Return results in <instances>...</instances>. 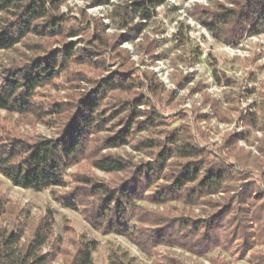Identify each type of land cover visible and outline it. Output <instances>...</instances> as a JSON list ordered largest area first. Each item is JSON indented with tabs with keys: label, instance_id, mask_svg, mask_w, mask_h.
I'll return each instance as SVG.
<instances>
[{
	"label": "rangeland",
	"instance_id": "1",
	"mask_svg": "<svg viewBox=\"0 0 264 264\" xmlns=\"http://www.w3.org/2000/svg\"><path fill=\"white\" fill-rule=\"evenodd\" d=\"M232 2L233 0H189L187 2L167 0L163 6L157 9V17L147 30L134 40V42L140 41L139 47L148 56V61L142 62L141 66H134L129 57H125V63H121L120 68L109 71V67L112 66L107 65L104 52L101 55L99 49L93 50L95 57L91 62L88 61L83 65L73 63L67 67L66 73L72 72L73 76L61 83L60 81L66 73H60L54 82L48 83L38 90L37 107L41 106L46 115H22L0 110V131H8L13 136L27 139H56L59 135L54 131V124L61 118L66 120L68 115L66 112L63 114L52 112L54 104L63 106L64 109L71 108L79 99L89 96L94 91L96 83L101 79L111 75H124L131 69V73L134 72L133 84H129L131 88L128 91H117L107 95L105 107H108L109 111L113 110L115 108L112 107H116L115 103L137 96L131 94L137 86L143 84L142 81L138 84V76L142 74L144 79L147 78V71L142 72L141 70V67H146L152 70L155 80L156 77L164 75L175 83V87L167 96L163 97L161 102L163 111L156 107H149L147 110V112L156 110L165 121V124L159 126L157 130L167 127L169 120L179 121L187 117L189 113L195 114L197 123L210 124L212 119L219 118L218 122H222L225 127L230 128V121L236 118L231 105L239 100L246 107L241 111L238 120L244 121L245 115H248L250 111L257 113V126L249 127L258 132V127L261 124V112L264 111V64L259 63L260 60H264V33L252 36L246 32L233 43H223L219 39L218 32L212 34L201 22L205 12L212 15L221 13L224 9H236L229 7ZM95 8L108 7H93L91 0H67L60 7V13L67 17L71 25L74 21L77 22L76 25H73L80 31L76 35L80 39L66 40L65 37L43 40L34 36L30 39L41 43L47 49L58 50L63 42H69L76 45L84 44L85 47L80 49L89 51V48L92 47L90 43L94 41L98 31L91 30L92 20H88L83 25H79V21L91 16ZM101 25H105L104 29L111 27L108 24H100L97 27L102 28ZM90 30L91 35H88ZM125 33L114 34L110 47L112 43L116 42V37ZM123 42L127 41L119 40L111 47V50L116 52ZM160 49L164 50L160 51ZM31 54L32 52L21 43L13 50L0 52V65L5 67L14 63L24 65L25 55ZM196 56L200 59L199 61ZM161 64L164 67H159ZM214 71L219 75L221 85L215 79ZM74 81H79V83H74ZM88 84L92 86L86 92L77 94V89ZM159 84L161 87L158 86ZM70 85L72 87H69ZM149 91L153 93V96H159L164 91L163 82H157L153 86L149 85ZM126 93L128 95H125ZM140 95L147 103L145 106L151 105L153 97L146 96L142 92ZM249 101L251 102L249 103ZM213 102L217 104L219 110L212 106ZM205 108L208 110L204 111ZM125 113L121 114L119 120L122 121L126 118ZM51 117H54L55 120L50 119ZM120 124L118 120L110 121L107 130L96 136L95 141L101 143L106 140L111 131L117 130ZM245 132H235L234 130L231 133L226 132L227 139L224 140V143L226 144L230 140V135L241 136ZM252 134L251 131L247 133L245 142ZM159 135L147 129L136 133L129 144L113 149L103 150L101 148V153L102 155L120 156L134 167L142 165L145 162L136 160L134 154L142 155L150 151L135 148L137 143ZM209 135L211 136V133ZM256 139L260 141L264 137L257 135ZM212 140L214 143H218L214 137ZM196 146L201 151H206L205 155L207 154V145ZM91 158L92 156L81 158L75 165L70 166L65 176L68 185L65 188L56 189L55 193L49 189L35 191L15 187L0 174V227L9 232H20L21 242L25 244L32 239L36 230H40L47 224L50 236L42 253L55 255L52 264H70L78 245L91 240L98 242V247L93 253L94 264H112L115 256L119 257L118 260L116 258L115 264H155L165 257L175 258L185 264H214V262L215 264L221 262L232 264L231 259L222 254L212 252L207 257H201L178 245L161 244L151 252L144 251L125 236L104 233L93 228L86 220L85 214L81 212L80 207L78 210H72L61 204L56 198L65 197L66 193L74 191L77 185L75 180L81 179L84 175L93 177L98 182L107 183L111 188L117 187L128 178V172L108 174L95 168ZM173 161L181 162L177 159H173ZM149 162H153V160L146 163ZM150 192L152 190L147 191V193ZM214 195L216 194L210 196ZM145 206L155 213H165L169 217H173L178 216L173 213L193 212L197 203L153 204L146 202ZM185 217L194 218V216ZM193 256L195 259H192Z\"/></svg>",
	"mask_w": 264,
	"mask_h": 264
},
{
	"label": "trees",
	"instance_id": "2",
	"mask_svg": "<svg viewBox=\"0 0 264 264\" xmlns=\"http://www.w3.org/2000/svg\"><path fill=\"white\" fill-rule=\"evenodd\" d=\"M66 1L0 0V52L13 50L21 43L32 52L29 56L25 55L26 62L27 60L28 62H25L24 65H18L17 63L11 64L9 67L0 65L3 68L0 110L22 115H46L41 106L40 108L37 107L38 90L44 85L54 82L60 73H66L67 67L73 64L70 62L77 51L80 52V55L76 57L74 64L79 65H83L88 61L91 62L92 58L95 57L93 50L99 49V53L103 55L104 51H101V49L107 44V41L100 33L104 30L105 25H101L102 28L99 27L94 41L90 43L92 47L89 48V51L78 49L75 43L69 42H63L58 50L47 49L41 43H36L33 39H30L33 36L43 40L65 38L66 33L67 36H76L80 33L73 24L71 25L67 17L60 13L62 3ZM166 1L131 0L129 2V0H115L114 2V0H91V5L93 7L110 8L111 12L108 18L112 19L113 23L119 22L121 27H127L131 19L139 18V22L129 28L125 34L116 37V42L112 43V46H114L119 40L134 42L155 20L157 9L163 6ZM181 1L187 2L189 0ZM203 18L201 20L203 26L212 34H215V32L220 33L224 24L235 19L238 23L242 22L248 25L246 29H241L237 32L238 39L245 35L246 32L252 36H257L264 33V0H249L245 8L239 10V13L237 8L224 9L221 13L212 15L205 12ZM199 60L197 57V61ZM133 74L134 72L131 73L130 69L124 75L105 77L96 83L94 91L89 96L81 98L74 103L76 110L70 115L71 120H76V123L69 134L72 135L74 133L73 140L76 137H85L88 144L93 148L92 152L87 147L82 151L81 146L77 145L71 148L63 156V159H59L58 157L62 153L54 149L53 145L62 139L61 136L56 139L35 138L37 143L29 145V147L39 149L38 152L33 153L36 157L33 165L29 166L28 170L17 171L19 165L8 167L5 164L0 167V174L15 187L35 191L49 189L55 193L56 189L65 188L68 185L65 176L70 166L75 165L77 160L87 156H92L93 166L105 173L122 174L129 172L130 167L134 165L117 155H102L101 148L105 150L123 147L134 139L136 133H141L147 129L161 134L157 128L165 124V121L156 110L152 112H142L140 110L141 105H147L140 94L134 98L115 103L116 107H112L115 108L113 110L110 109L109 111L108 107H105L109 93L128 91L131 88L129 84H133ZM213 75L219 83L220 78L216 71L213 72ZM146 79H149L148 75ZM156 83L153 76L150 86ZM219 85H221V82ZM158 86L161 87L160 84ZM20 89H22L21 94L15 95V92ZM81 105L83 107H80ZM212 106L219 110L215 102H213ZM52 110V112L57 114H63L67 109L54 104ZM123 112L128 114L121 121L119 117ZM141 115H147V119L140 121L139 117ZM247 117L249 126L256 127L258 124L257 113L250 111ZM71 120L67 116L66 121L71 123ZM112 120H118L121 123L118 131L114 129L106 140L101 143L99 141L96 142V136L106 131L108 123ZM182 127L174 128L165 137L164 141H160L158 136H155L137 143L135 148L150 152L155 151L156 154L155 161L135 166L136 172L140 176L138 182H133L135 180V176H133L132 179L127 178L117 187L111 188L107 183L98 182L93 177L84 175L81 179L77 178L75 180L77 185L74 191L66 193L65 197H57L56 199L72 210H78L80 207L79 201L70 197L87 184L89 185L87 191L103 193V200L108 202V208L105 210L104 216L97 215L95 218H90L85 215L86 220L93 228L104 233L125 236L148 252H151L161 244L178 245L174 242L167 226L155 227L149 225L144 227L141 231L148 233L149 236L141 239L137 237L135 231L138 225L131 221L135 217L141 216L145 223L149 219L156 217L167 221L189 219L195 222V219L190 217H169L165 213H155L148 210L145 203L182 202L196 204L202 196L217 194L229 175L223 167H209L206 175L203 178L200 177L205 160L197 158L204 157L206 151H201L195 144L183 143V137L180 135ZM247 133L249 131L242 133L241 136L246 137ZM230 136L231 138L226 144H231L232 140L239 135L232 134ZM4 138L0 136V139ZM8 138L13 144L26 143L28 140L24 137L13 136L11 132ZM257 150L259 151L260 149L258 148ZM173 159L181 160V162H172ZM149 190H152V192L147 193ZM114 192H120L121 197L113 196ZM112 201L116 203L114 212L111 210ZM101 207L103 208L104 206L101 205ZM229 207L230 202L221 208V212ZM109 214L111 218L107 219L106 224L103 223V220ZM49 232L46 224L40 230L35 231L30 241L23 244L20 232H9L0 227V237L5 238V246L11 247L17 243L21 244L26 249L25 260L31 259L32 264H52L54 262L55 255L42 253L43 248L47 245L50 236ZM97 247L98 242L94 240L79 244L70 264H94L93 253ZM212 252V250H209L206 253L194 254L207 257ZM114 258L112 264H115L116 258L117 260L119 259L117 256ZM240 259H243V254ZM20 264H24V261H20ZM155 264L185 263L175 258L165 257ZM220 264L227 263L221 262Z\"/></svg>",
	"mask_w": 264,
	"mask_h": 264
},
{
	"label": "clouds",
	"instance_id": "3",
	"mask_svg": "<svg viewBox=\"0 0 264 264\" xmlns=\"http://www.w3.org/2000/svg\"><path fill=\"white\" fill-rule=\"evenodd\" d=\"M248 3L249 0H233L229 7L237 8L239 13V10L245 8ZM110 12V8H95L91 16L82 18L79 21V25L86 24L88 20H92L91 30L97 31H99L97 26L100 24L111 25L110 28L104 29L100 33L107 41V44L101 50L104 51V59H106L107 65L112 66L109 67V71H115L120 68L121 63H125V57H129L134 66H141L142 62L148 61V56L139 47V40L134 43L123 42L116 52H113L110 47L114 34L118 35L119 33L127 32L129 28L139 22V18L131 19L127 27H121L119 22L113 23L112 19L106 18ZM73 24L76 25L77 22L74 21ZM247 26L246 23H238L237 20L233 19L222 26V31L218 34L219 39L223 43H233L238 39L237 32L241 29H246ZM91 30L88 35H91ZM71 39H80V37L67 36L66 33V40ZM83 47H85L84 44L77 45L78 49ZM163 50L160 49V51ZM79 55L80 52L77 51L70 63H74ZM259 63L264 64V60H260ZM159 67H164V65L161 64ZM141 70L142 72L147 71L149 79L146 80L142 74L139 75L137 78L138 84L140 81L143 84L142 86H137L131 95H139L142 92L146 96L153 97L151 105L140 106L141 111L147 112L149 107H156L163 111L164 109L161 107L163 97L167 96L175 87V83L164 75L156 77L157 82H163L164 91L159 96H153V93L149 91V85L153 77L152 70L146 67H141ZM121 71H124V69H121ZM2 73L3 68L0 66V92H2L3 88ZM73 75L72 72L66 73L60 82L63 83L64 80ZM74 83H79V81H74ZM91 86V84L84 85L76 90L77 94L86 92ZM69 87H72V85ZM21 92L22 89L17 90L15 95L18 96ZM125 95L128 94L126 93ZM80 107L83 106L81 105ZM231 107L236 118L230 121V128L225 127L222 122H218L219 118L212 119L210 124L197 123L195 122V114L189 113L187 117L179 121L176 119L169 120L167 127H162L158 130L161 133L158 139L164 141L165 137L174 128L183 125L180 133L183 137V143L196 144L200 147L207 145V154L204 157L197 158L205 160L200 172L201 178L206 175L209 167H223L229 173L227 180L222 184L221 190L214 196H202L193 212L173 213V215L178 216H194L195 222L189 219L167 221L156 217L149 219L145 223L141 216L135 217L131 222L138 225L135 231L137 237L141 239L149 236L148 233L141 231L144 227L149 225L155 227L167 226L174 242L180 247L187 249L190 253L201 254L212 250L230 258L232 264H264V139L260 141L256 139L257 135L264 137V111L261 112V124L257 132L249 127L247 115H245L244 121L238 120L241 111L246 107L244 103L236 100ZM75 110V105L67 109L66 115H68V119L71 120L70 113H74ZM203 110L207 111L208 108ZM127 114L126 112L124 115ZM50 119L55 120L54 117ZM139 119L145 120L147 116L141 115ZM75 123L76 120H71V123H68L61 118L59 122L54 124L55 133L62 137L53 145L54 149L62 153L58 157L59 159H63V156L77 145L81 146L82 151L87 147L92 152V148L85 137L80 136L73 140L74 133L72 135L69 134ZM233 130L235 132H245L247 130L253 134L247 139V142H245V137L238 136L232 140L231 144H225L224 140L227 139L225 133H231ZM209 133H211V136ZM0 136L5 137L0 139V167L5 164L8 167L19 165L17 171L28 170L36 159L33 153L39 151L38 148L29 147V145L36 144L37 141L28 139L26 143L13 144L8 138V131H0ZM212 137L218 143H214ZM258 148L260 149L259 151L257 150ZM134 155L136 160L145 163L149 160H156L155 151ZM133 176H135L133 182L140 180L139 173L136 172L134 166L129 169L128 178L132 179ZM88 187L89 185L85 184L80 191H77L70 198L79 201L81 212L88 217L104 216V212L108 208V202L103 200L104 194L87 191ZM113 196L121 197V193L114 192ZM229 202L230 207L221 212V208ZM101 205L104 207L102 208ZM111 210L113 212L116 210L115 201L111 202ZM110 218L111 215L109 214L103 220V223L106 224L107 219ZM4 239V237H0V264H20V261H24V264H32L31 259L25 260L26 249L21 244L17 243L11 247H6ZM242 254L243 259H240ZM192 259H195V257L193 256Z\"/></svg>",
	"mask_w": 264,
	"mask_h": 264
}]
</instances>
